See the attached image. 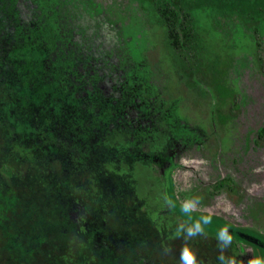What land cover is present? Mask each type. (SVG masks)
<instances>
[{"label": "trees", "instance_id": "1", "mask_svg": "<svg viewBox=\"0 0 264 264\" xmlns=\"http://www.w3.org/2000/svg\"><path fill=\"white\" fill-rule=\"evenodd\" d=\"M204 1L0 0V197L26 176L54 203L97 197L66 220L76 233L86 229L80 213L108 215L109 201L129 226L148 222L154 207L121 198L137 197L135 164L151 161L155 141L146 10L165 23L170 50H205L209 15L253 33L264 50V0ZM244 58L250 65L247 51L235 61Z\"/></svg>", "mask_w": 264, "mask_h": 264}, {"label": "rangeland", "instance_id": "2", "mask_svg": "<svg viewBox=\"0 0 264 264\" xmlns=\"http://www.w3.org/2000/svg\"><path fill=\"white\" fill-rule=\"evenodd\" d=\"M209 16L210 18L205 16L200 22L205 50L197 45L195 50L176 47L171 51L165 45V23L156 10L149 7L145 15V22L151 29L150 42L157 46L149 53V59L154 67L160 62L158 57H164L161 68L164 67L169 73L165 95L188 99L193 108L203 116H208L210 112L212 96L218 103V113L227 114L237 104V95L233 94L237 88L233 66H239L235 64L239 51H247L251 55L254 64H251L252 69L258 65L254 61L259 60V52H262L259 51L261 46L253 33L245 32L238 25L230 29L224 20ZM234 22L237 19L231 20V23ZM169 56L171 58L168 60ZM179 59L190 61L201 69L203 74H198V78L212 95L208 90L196 86L190 74H183ZM247 63V59L241 60L243 67ZM256 77L257 71H254L252 77L245 78V83L257 88ZM251 95L253 96V92ZM211 122L215 126L222 123L216 118L211 119ZM235 123L236 120L227 124L225 122L224 136L218 140L223 147L235 141ZM208 144L204 156L213 159L217 155L218 147L213 138ZM24 177L18 181L11 193L0 197V264H125L124 261L129 264H179L184 240L174 237L179 223L170 216L160 217L157 224L139 222L129 226L119 210H114L111 205L114 201H107L110 210L108 215L96 211L95 208L85 210L86 214L80 213L85 218L82 223L86 229L80 227V231L76 233L75 228L66 220L77 215V208L82 205L81 200L85 199L93 207L97 204V197H73L72 200L62 197L61 202L57 197L59 202L54 203L53 197H40L44 189L39 191L30 181L31 177ZM148 177L145 169H137L139 193L144 197L134 198L138 204L139 200L144 199V204L154 207V210L167 209L162 197H156L160 186L151 185ZM33 188L35 193L32 192ZM125 204L132 206V202ZM42 214H45L46 220H39ZM106 216L109 218L108 223L103 222ZM37 224L43 227L35 226ZM64 229L68 234L63 232ZM188 243L204 264H218L219 251L213 240L197 237ZM162 245H170L173 248L172 253L165 255ZM226 254L232 255L231 249Z\"/></svg>", "mask_w": 264, "mask_h": 264}, {"label": "flooded vegetation", "instance_id": "3", "mask_svg": "<svg viewBox=\"0 0 264 264\" xmlns=\"http://www.w3.org/2000/svg\"><path fill=\"white\" fill-rule=\"evenodd\" d=\"M151 47V51L157 48L153 44ZM259 53L261 56L254 61L258 63L254 69L251 67V55L250 65L233 66L237 87V94H233L237 95V104L227 114L218 113V103L212 96L213 104L208 116H203L193 108L188 99L165 95L169 73L164 67L161 68L164 57L159 56L160 62L152 66L157 74L153 100V154L151 161L143 160L135 164L133 177L137 183V197L144 196L139 193L136 172L137 169H145L149 176L148 182L160 186L156 197L160 199L167 194L176 201L175 209L153 210L148 222L142 219L137 223L157 224L162 216H170L178 223L184 222L187 217L180 211V202L191 197H201V210L192 215L194 219L202 214L212 215L213 222L206 227V238L217 245V230L230 225L234 236L230 248L232 254L245 262L252 256H264V50ZM167 58L169 60L171 57ZM238 62L236 60L235 64ZM179 64L183 74H190L196 86L208 90L212 95L198 78V74H203L201 69L196 65L185 66L181 59ZM254 71H257V88L245 83V78L252 77ZM214 118L222 123L215 126L211 122ZM231 120H236L237 136L235 141L223 147L218 140L224 136L225 122L227 124ZM211 138L218 147L213 159L204 156ZM121 198L125 199V203L133 200L137 202L134 196ZM136 214L140 215L141 212Z\"/></svg>", "mask_w": 264, "mask_h": 264}, {"label": "clouds", "instance_id": "4", "mask_svg": "<svg viewBox=\"0 0 264 264\" xmlns=\"http://www.w3.org/2000/svg\"><path fill=\"white\" fill-rule=\"evenodd\" d=\"M163 204L169 209L176 208V201L169 195L162 197ZM202 198L191 197L180 202V211L187 217L184 222L176 226L174 237L182 238L184 244L180 249L179 264H204V261L198 258V253L190 246L188 241L197 237H207L206 227L213 222L212 215L202 214L193 218V213L201 210ZM230 225H224L216 232L218 264H264V256H252L246 262L238 259L235 254L227 255V251L232 247L234 236L230 231ZM165 255L172 253L173 248L170 245H162Z\"/></svg>", "mask_w": 264, "mask_h": 264}]
</instances>
